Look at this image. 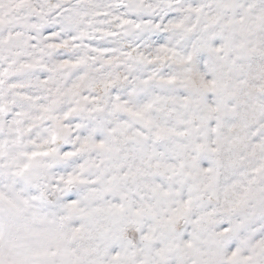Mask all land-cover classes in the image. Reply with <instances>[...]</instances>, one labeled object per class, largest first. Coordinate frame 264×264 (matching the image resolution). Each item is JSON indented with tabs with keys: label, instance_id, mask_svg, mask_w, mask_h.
<instances>
[{
	"label": "clouds",
	"instance_id": "clouds-1",
	"mask_svg": "<svg viewBox=\"0 0 264 264\" xmlns=\"http://www.w3.org/2000/svg\"><path fill=\"white\" fill-rule=\"evenodd\" d=\"M0 264H264V0H0Z\"/></svg>",
	"mask_w": 264,
	"mask_h": 264
}]
</instances>
